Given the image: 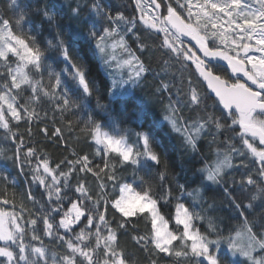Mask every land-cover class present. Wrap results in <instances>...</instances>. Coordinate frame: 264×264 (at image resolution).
<instances>
[{"label": "snow or ice", "instance_id": "snow-or-ice-1", "mask_svg": "<svg viewBox=\"0 0 264 264\" xmlns=\"http://www.w3.org/2000/svg\"><path fill=\"white\" fill-rule=\"evenodd\" d=\"M135 2L139 17L126 18L122 13L111 14L98 0H93L92 10L98 18L107 21L99 31L93 25L89 32L93 56L108 70L126 66L127 79L121 76L120 84L139 87L147 79L148 69L129 47L126 37L129 33L135 36L137 47L143 52L145 45L139 42L138 24L157 35L163 34L160 47L165 50L164 54L180 65L181 76L183 71L194 66L197 80L214 93L219 109V115H216L207 113L205 107L207 114L189 123L179 114L181 101L177 100L174 106L170 99L164 119L193 151L205 135L212 137L211 143L216 144V159L201 170L207 181L220 184L224 182L226 169H249V162L255 166V173L246 171L240 183L254 189L251 201L261 199L264 204V147H261L264 146V0ZM162 6L166 8V15L160 11ZM18 7V0H10L9 8L15 10ZM36 11L52 21L47 9L37 8ZM79 11L80 5H77L73 14L78 15ZM28 16L29 10L21 9L14 26L11 20L0 17V130L3 139L15 145L11 156L0 149V157L11 160L21 172L27 165L33 182L44 188L48 204L45 206L28 191L27 199L40 207L36 213L25 215L23 204L16 211L14 198L9 200L6 187L0 193V258H3L0 264H134L133 254H126L120 247L118 234L121 230L122 234H128L130 224L135 227L134 222L122 218L136 216L150 224L148 236H131L147 254L148 264H158V260L152 257L164 259L165 264H264V224L250 222L240 203L233 200L235 208L244 217L242 227L234 236L223 238L221 233V238L211 239L196 224V221L205 219L195 211L199 197L197 190L187 192L193 203L186 206L182 202L185 186L177 183L178 194L173 197L171 187L164 185L165 172H158L159 184L145 180L143 176L136 178V172L151 166L148 162L157 166L161 164V156L154 150V138L149 132L134 133L136 139L130 142L128 137L132 133L129 130L120 134L117 127V134H112L104 131L102 124L90 116L81 131L98 146L101 163H95L87 154L73 152L74 159L62 162L67 171L61 163L50 166L46 156H38L33 147L25 146L23 134L19 133L20 122L30 125L34 120L39 121V105L52 104L70 129L72 121L65 113L80 108L85 97L98 91L95 82L88 78L87 64L70 54L60 33L48 40L45 48L41 47L30 25L24 31ZM50 49L65 62L62 72H56L46 64V53ZM117 49L121 51L119 57ZM222 66H226V72L230 71L227 77L218 71ZM44 72L48 75L47 85L39 75ZM108 74L113 75V71ZM63 77L70 78L77 85L80 90L78 98L70 95ZM113 83L115 85V80ZM167 91H170L168 83L162 82L156 88L161 95ZM117 94L132 93L128 89L117 93L113 87L110 95L115 97ZM187 96V106L199 109L204 104L203 96L191 79L188 80ZM97 104L107 111L106 105H100L99 101ZM146 108V104L141 105L142 111ZM41 131L47 138V129ZM62 133L63 129L56 127L52 136L59 139ZM28 134L31 138L30 127ZM219 136L224 138L217 144ZM33 158L36 159L35 165ZM236 158H242L238 164L234 163ZM117 164L132 167L134 178L131 182L118 178ZM74 172L91 173L98 180L103 173L118 195L109 199L105 191L108 185L101 180L94 197L85 186L84 177H78L74 188L78 195L70 196L69 178ZM0 181L16 186V181L10 180L8 175L0 176ZM173 198L177 201L174 215L166 218L160 211V204L162 201L169 203ZM9 204L11 210L6 207ZM109 205L113 210L112 219L106 218ZM245 207L250 209L253 205L250 202ZM112 220L116 221L115 228ZM173 220L174 227L170 229ZM257 226L261 229L259 233L254 231ZM209 228L216 231L211 221ZM26 236L38 243H30ZM44 237L58 242L63 251L50 250ZM222 241L225 243L223 252L220 250Z\"/></svg>", "mask_w": 264, "mask_h": 264}, {"label": "trees", "instance_id": "trees-1", "mask_svg": "<svg viewBox=\"0 0 264 264\" xmlns=\"http://www.w3.org/2000/svg\"><path fill=\"white\" fill-rule=\"evenodd\" d=\"M98 2L113 15L122 13L126 18L139 17L135 0H98ZM9 3L10 0H0V17L11 20L14 26L19 11L28 9L29 16L23 25L24 31L26 32L30 25L32 32L37 35L41 47L45 48L47 47V41L60 33L68 45L70 54L79 57L82 62L87 64L88 78L95 82L96 89H98V91L93 92L92 96L84 98L80 108L65 113L68 119L72 121L70 129L52 104L45 102L39 105L37 111L40 120H34L30 125H26L24 121H21L19 125V133L23 134L26 147H33L38 156H46L50 161V166L54 167L57 163H61V167L67 171V167L62 162L74 159L73 152L80 155L87 154L95 163H101V156L97 154L98 146L88 138L87 133L81 131L90 116L102 124L104 131L112 134H117L115 132L117 127L120 129V134H123L124 130H129L132 133L128 137L130 142L136 139L134 133L149 132L150 136L154 138L152 146L161 156V164L157 166L148 162L151 166L136 172V178L143 176L145 180L159 184L158 172H165L166 181L164 185L165 187H171L173 197L178 194L177 183L185 186V195L182 202H185L186 206H191L193 203V198L189 197L187 192L197 190L199 197L196 199L195 211L201 213L205 219L196 221V224L202 233L209 235L211 239L221 238V233L223 238L235 235V231L242 227L244 217L240 215V210L235 208L233 200L240 203L241 210L244 211L250 222L257 225L264 224V204H262L261 199L251 201L254 189L252 186H242L240 183L245 172L251 170L252 173H255L256 167L249 162V169L235 167L226 169L223 183L216 184L207 181L204 178L205 173L201 170L212 164L216 159V144L211 143L212 137L205 135L197 142V148L193 151L184 144L181 136L174 132L164 119L170 99L174 106H176L177 100L181 101L178 105L180 108L179 114L189 123L207 113L219 115V109L216 106V99L211 96L205 84L197 80L194 74V66L192 69L183 71V76H181L180 65L175 62L174 58L169 59L164 54L165 50L160 47L163 34L157 35L154 31L150 32L138 24L139 42L145 45L143 52L137 47L136 37L131 33L127 35L126 40L129 47L140 57L148 69L147 79L135 88L133 95L126 98L112 99L110 96V80L103 72L100 60L93 56V44L89 39V32L93 29V25L99 31L101 25L107 24L106 20L98 18L92 10L93 0H18L19 7L15 10L9 8ZM77 5H80V11L78 15H74L73 9ZM37 8L47 9L52 16V21L47 20L41 12H37ZM164 9L166 8L163 7V11ZM46 64L56 72H62L65 67V62L60 55L52 49L46 53ZM225 67H220L218 71L222 76L227 77L230 74L225 71ZM39 75L43 76L42 82L47 85V72ZM63 79L70 95L73 98H78L80 90L77 85L70 78L63 77ZM189 79L204 98V104L199 109L195 106H187ZM162 82L170 85V91L161 95L156 92V88ZM178 89L180 90L179 96L177 95ZM97 101L100 105H106L107 111L102 110ZM142 104L147 105V108L143 111L141 110ZM205 107L207 113L204 111ZM13 127L15 130L14 122ZM29 127L31 128V138L28 134ZM56 127L63 129L62 138L58 139L52 136ZM45 128L47 129V138L45 133L41 131ZM223 138V136H219L217 144ZM14 148L15 145L3 139V133L0 130V149L11 156ZM240 159L242 158H236L234 163L238 164ZM35 163L36 159L33 158V165ZM112 163H115V161L113 160ZM101 166L103 165L101 164ZM116 174L122 181L131 182L134 178L133 169L129 165L117 164ZM2 175H8L10 180L16 181L15 187L10 182L5 185L3 181H0V193H3L6 187L9 200L11 201L14 198L16 211H19L21 204L25 207V215L28 212L36 213V210L40 207L39 204H34L32 200L27 199L26 194L28 191H31L37 200L47 206L48 197L45 190L39 186L38 182H33L32 172L27 165L21 172L11 160L0 157V176ZM78 177H84L85 186L91 190L94 197L99 190L98 185L101 180L108 185L105 191L109 194V199L118 195V191H113L111 187L112 182L107 181L103 173H101V180H98L91 173L74 172L69 178L71 188L68 194L70 196L78 195L74 193ZM176 202L174 198L166 204L163 201L161 202L160 211L166 218L174 215ZM250 202L253 207L246 208L245 206ZM65 205L69 206L67 201H65ZM6 207L11 210L12 205L9 204ZM112 211L109 205L106 218L112 219ZM116 216L119 217V213H116ZM58 219L59 217H57V221ZM122 219L134 222L135 227L133 228L130 224L126 235L122 234L123 230H121V233L118 234L120 247L125 250L126 254H133L134 264H148L147 254L131 239V236H148L150 234V224L140 219L139 216ZM209 221L213 223L216 231L209 228ZM112 226L115 228V220H112ZM169 227L170 229L174 227V220L170 221ZM260 230L259 226L254 229L257 233ZM60 231L63 232V229ZM25 239L30 243H38L30 241V237L27 236ZM44 243L50 250L63 251L58 242H52L47 237H44ZM220 250L221 252L225 250L223 241ZM152 258L157 259L158 264H165V260L160 257Z\"/></svg>", "mask_w": 264, "mask_h": 264}, {"label": "rangeland", "instance_id": "rangeland-1", "mask_svg": "<svg viewBox=\"0 0 264 264\" xmlns=\"http://www.w3.org/2000/svg\"><path fill=\"white\" fill-rule=\"evenodd\" d=\"M117 56L119 57L120 55H121V51L119 50V49H117ZM100 65H101V68H102V70H103V72L105 73V75L109 78V80H110V84H111V89L110 90H112L113 89V87H115V91L117 92V93H124V91H125V89H128V90H130L131 91V95H133L134 94V90H135V88H132L131 87V85H121L120 84V78H121V76H123V78L126 80L127 79V75H126V73H127V67L125 66V67H123V68H115L114 67V69L113 70H108V69H106L103 65H102V63H101V61H100ZM109 71H113V75H109L108 73H109ZM114 80H115V85H114ZM111 96V98L112 99H117V98H126V97H128V96H130V95H121V94H117V95H115V97H113L112 95H110ZM264 147V146H263Z\"/></svg>", "mask_w": 264, "mask_h": 264}, {"label": "water", "instance_id": "water-1", "mask_svg": "<svg viewBox=\"0 0 264 264\" xmlns=\"http://www.w3.org/2000/svg\"><path fill=\"white\" fill-rule=\"evenodd\" d=\"M241 81L243 82V77H241ZM250 83V82H249ZM205 86H206V88H207V85L205 84ZM208 89V88H207ZM208 91H209V93L211 94V96L213 97V98H215V96H214V93H211V91L208 89ZM216 99V98H215Z\"/></svg>", "mask_w": 264, "mask_h": 264}, {"label": "flooded vegetation", "instance_id": "flooded-vegetation-1", "mask_svg": "<svg viewBox=\"0 0 264 264\" xmlns=\"http://www.w3.org/2000/svg\"><path fill=\"white\" fill-rule=\"evenodd\" d=\"M158 2H159V0H158ZM160 11L163 13V14H165L166 15V9H164V11H163V7L160 9ZM229 74H230V71H229ZM242 82V81H241ZM254 87V86H253Z\"/></svg>", "mask_w": 264, "mask_h": 264}]
</instances>
